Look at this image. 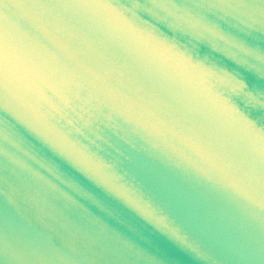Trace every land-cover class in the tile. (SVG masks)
<instances>
[{
	"label": "water",
	"instance_id": "water-1",
	"mask_svg": "<svg viewBox=\"0 0 264 264\" xmlns=\"http://www.w3.org/2000/svg\"><path fill=\"white\" fill-rule=\"evenodd\" d=\"M0 264H264V0H0Z\"/></svg>",
	"mask_w": 264,
	"mask_h": 264
}]
</instances>
